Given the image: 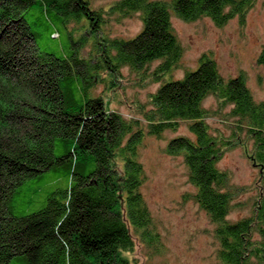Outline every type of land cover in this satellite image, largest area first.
Instances as JSON below:
<instances>
[{"label":"trees","instance_id":"16d2710c","mask_svg":"<svg viewBox=\"0 0 264 264\" xmlns=\"http://www.w3.org/2000/svg\"><path fill=\"white\" fill-rule=\"evenodd\" d=\"M255 3L121 0L97 11L90 0H0V264H128L123 253L136 243L161 254L162 236L143 193L148 176L141 151L148 137L162 140L182 123L193 138H174L165 152L187 166L192 199L215 227L219 263L264 264V102H256L244 75L224 79L209 55L173 79L184 56L174 16L188 23L208 18L218 27L234 19L245 24ZM34 8L66 30L87 20L90 58L40 53L26 20ZM133 15L144 25L134 39L103 31L107 17ZM257 63L264 66V47ZM124 68L139 83L161 85L148 107L140 104L144 122L107 111L95 95L104 73L120 76ZM211 97L232 107L234 137L250 143L259 171L251 214L238 221L229 219L237 192L218 167L230 141L206 123L204 103ZM46 176L66 186L56 184L45 206L23 212L40 194L30 186Z\"/></svg>","mask_w":264,"mask_h":264},{"label":"rangeland","instance_id":"374dc122","mask_svg":"<svg viewBox=\"0 0 264 264\" xmlns=\"http://www.w3.org/2000/svg\"><path fill=\"white\" fill-rule=\"evenodd\" d=\"M118 1L121 0H90L92 8L97 11H108ZM107 18L103 31L112 39L132 40L143 30L140 15L119 21ZM26 20L37 37V47L42 54L62 58L78 53L79 58L88 60L93 53L94 39L88 36L90 32L86 30L88 23L85 19L80 21L79 26L70 24L66 30L51 23L46 15L34 8L28 11ZM172 25L184 49L182 67L173 74V79H182L187 71L199 66L202 56L209 55L215 60L224 79L244 75L256 102H264V66L257 63L264 47V0H256L245 24L234 19L218 27L208 18L188 23L174 16ZM99 41L102 43L101 38ZM102 79L96 83L94 92L103 98L107 111H115L125 119L144 122L140 104L144 108L149 106L150 97L161 86L159 82L141 80L139 83L141 77L138 79L129 68H124L120 76L104 73ZM204 107L210 113L206 120L210 131L230 141V148L222 155L218 167L228 173L230 185L237 192L229 219L238 221L251 214L259 171L249 158L250 143L245 138L234 137V119L230 114L232 107L221 106L213 97L205 101ZM179 137L193 138L188 123H182L177 132H168L162 140L148 137L145 141L141 159L148 180L143 193L162 236L163 250L161 254H154L136 243L133 250L123 253L128 264H220L215 227L192 199L196 191L189 183L187 166L183 158H174L165 152L169 141ZM53 179L46 176L38 185L33 182L31 192L40 191V194L32 207L22 208L23 212H34L45 206V200L57 188L56 184L61 188L66 186L64 180L53 184ZM17 213L20 214V211ZM12 264L22 263L16 261Z\"/></svg>","mask_w":264,"mask_h":264}]
</instances>
